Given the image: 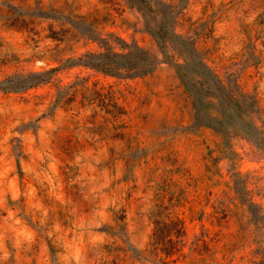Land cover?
Instances as JSON below:
<instances>
[{"label":"rangeland","instance_id":"rangeland-1","mask_svg":"<svg viewBox=\"0 0 264 264\" xmlns=\"http://www.w3.org/2000/svg\"><path fill=\"white\" fill-rule=\"evenodd\" d=\"M160 28L244 118L196 121L216 92L186 89ZM104 43L156 68L68 64ZM54 67L0 88V264H264V148L240 127L264 133V0H0V80Z\"/></svg>","mask_w":264,"mask_h":264},{"label":"trees","instance_id":"trees-1","mask_svg":"<svg viewBox=\"0 0 264 264\" xmlns=\"http://www.w3.org/2000/svg\"><path fill=\"white\" fill-rule=\"evenodd\" d=\"M159 30L155 31L156 36L166 41V44L171 45L177 55V59L171 56L172 59H168V62L173 65L178 77L186 86V89L193 91L198 83H204L207 92H216V94H213V98L218 106L217 114L202 113L199 108L201 109L206 105L205 99L198 95V93L194 95V101L198 104L196 121L201 125L217 126L231 123L232 120H236V116H242L240 109L241 101L235 98L234 92L229 89V86L222 81L208 63L202 57H197L195 43L191 42L190 45L182 44V42L178 43L179 33L173 30L171 32L172 35L169 36L167 30L163 31L167 32L166 34L161 33L162 28ZM167 38L170 41H167ZM101 46H104L103 50L88 51L77 57L67 58V60H70L68 64H82L96 67L112 74L126 72L134 76L146 75L156 68L157 64L155 59L138 45L129 46L121 51L112 49L109 43H104ZM54 70H56V67L45 71H31L16 76H8L0 80V84L6 82L0 88L7 90L27 89L50 80L51 75L45 77H41V75H46ZM196 91L197 89H194V92ZM242 118L244 117L242 116ZM240 124L241 130L250 136V138L262 144L264 148L263 129L253 123L247 126L241 121Z\"/></svg>","mask_w":264,"mask_h":264}]
</instances>
